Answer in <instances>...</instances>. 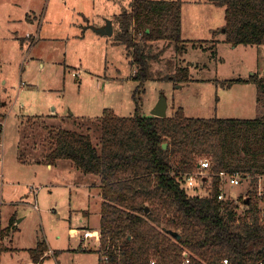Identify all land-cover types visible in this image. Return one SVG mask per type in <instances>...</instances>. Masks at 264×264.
Segmentation results:
<instances>
[{"label":"rangeland","instance_id":"1","mask_svg":"<svg viewBox=\"0 0 264 264\" xmlns=\"http://www.w3.org/2000/svg\"><path fill=\"white\" fill-rule=\"evenodd\" d=\"M164 1L183 3L185 50L153 43L151 54L166 49L150 61L153 80L139 89L132 54L117 41L118 16L131 10L133 0H0V228L16 222L1 264H27L39 242L50 250L45 264H99L100 178L68 160L48 164V128L100 130L106 110L132 117L135 95L146 116H152L162 95L168 116L179 108L197 119L264 116L255 83L224 87L253 75L264 78V47L226 42L219 32L226 24L224 6L209 0ZM109 21L111 36L97 32ZM177 67H189L191 82L168 79ZM90 134L99 146L100 132ZM210 184L199 180L185 190L208 196ZM250 189L246 179L223 186V194L237 201ZM263 195L262 178L258 196ZM240 210L246 207L241 204ZM84 229H89L87 240Z\"/></svg>","mask_w":264,"mask_h":264},{"label":"trees","instance_id":"2","mask_svg":"<svg viewBox=\"0 0 264 264\" xmlns=\"http://www.w3.org/2000/svg\"><path fill=\"white\" fill-rule=\"evenodd\" d=\"M209 1L225 7L226 24L219 32L227 43L264 47V0ZM182 7L180 1L133 0L131 10L118 16L117 41L132 54L139 89L153 80L150 61L159 60L166 49L151 54L153 43L185 50ZM168 79L191 82L189 67H177ZM237 83H255L257 102L264 107V78L253 75L224 87ZM134 100L132 117L106 110L100 130L47 129L48 164L68 160L82 173L100 178V244L95 250L99 264H183L184 252L190 264L264 263V195L258 196V184L264 179V116L197 119L179 108L160 118L144 115L140 97L135 95ZM2 118L0 109V125ZM97 131L99 146L90 134ZM206 159L211 162V193L190 196L184 177L196 174ZM221 172L250 180L245 199L219 201ZM241 204L246 210H240ZM14 227L12 220L8 228H0V264ZM49 251L45 242H39L30 250V259L45 264Z\"/></svg>","mask_w":264,"mask_h":264},{"label":"built area","instance_id":"3","mask_svg":"<svg viewBox=\"0 0 264 264\" xmlns=\"http://www.w3.org/2000/svg\"><path fill=\"white\" fill-rule=\"evenodd\" d=\"M75 77L77 74H73ZM3 128L2 126L0 127V133H2ZM211 162L210 160L206 159L201 161L200 166H199V171L194 174V175H189L184 177L183 185L186 190H193L199 180H205V182L211 181ZM218 177L220 178L221 181V192L219 194V201H225L226 197L223 194V186H239L244 182L245 179H243L240 175L235 174L231 175L226 172H221L218 174ZM202 178V179H201ZM184 262L183 264H190V259L188 256L187 252H184ZM150 264H156L155 261H152ZM223 264H229L228 260H225ZM260 264H264L263 262Z\"/></svg>","mask_w":264,"mask_h":264},{"label":"water","instance_id":"4","mask_svg":"<svg viewBox=\"0 0 264 264\" xmlns=\"http://www.w3.org/2000/svg\"><path fill=\"white\" fill-rule=\"evenodd\" d=\"M97 32L103 35L111 36L113 34L112 23L109 21L106 27L99 29ZM151 115L160 118L168 117V101L165 95L161 96L160 101L158 102L155 109L152 111ZM163 148L166 149L167 144H164ZM146 211H148V209H146ZM261 252H264V248L261 250Z\"/></svg>","mask_w":264,"mask_h":264},{"label":"crops","instance_id":"5","mask_svg":"<svg viewBox=\"0 0 264 264\" xmlns=\"http://www.w3.org/2000/svg\"><path fill=\"white\" fill-rule=\"evenodd\" d=\"M53 118V117H52ZM61 161H64V160H60V161H58V162H61ZM15 221V220H14ZM15 225H16V222H15ZM84 230H86L85 231V233H84V240H87V237H89V234H88V232H89V229H84ZM83 230V231H84ZM98 235H99V241H98V245L97 246H99V244H100V228H99V231H98ZM98 247H96V249H97ZM27 264H33V262H32V260L31 259H29V261L27 262Z\"/></svg>","mask_w":264,"mask_h":264}]
</instances>
